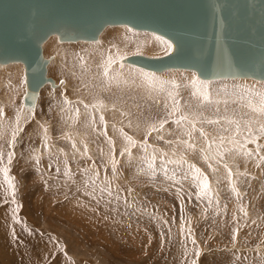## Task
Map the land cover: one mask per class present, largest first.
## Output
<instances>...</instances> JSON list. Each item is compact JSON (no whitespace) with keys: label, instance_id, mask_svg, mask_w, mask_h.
I'll return each instance as SVG.
<instances>
[{"label":"rangeland","instance_id":"1","mask_svg":"<svg viewBox=\"0 0 264 264\" xmlns=\"http://www.w3.org/2000/svg\"><path fill=\"white\" fill-rule=\"evenodd\" d=\"M117 25H107L101 33L121 28L124 36L136 42L154 44L151 48L128 46L122 50L128 56L159 57L173 50L172 42L159 34L171 49L150 35L154 32ZM63 32L52 33L40 43L46 77L58 84L56 95L41 93L42 88L53 86L46 81L38 89L39 99L32 102L26 96L24 77L26 80L19 82L20 96L9 105L0 104V113L8 115L0 131V264H264V134L257 127L264 124V116L255 112L256 120L249 118V110L239 103L243 98L258 107L264 79L215 78L204 82L196 71L190 76L184 70L150 73L131 67L126 69L130 82H112L102 77L101 66L94 73L90 72L93 67L85 70L80 66L79 56L87 51L86 44L73 41L68 66L59 64L56 44L62 41ZM20 62L26 76L24 62ZM5 63L0 62V77ZM113 72L118 70L111 69ZM141 75L144 78H135ZM192 78L200 82L206 100L194 87L171 81ZM67 80L71 83L60 88ZM8 90L7 85L0 87V92ZM219 95L228 96L227 101ZM100 100L126 107L138 123L123 119L121 126L109 114L108 120L103 119L100 109L93 107L102 103ZM174 101L178 102L176 110ZM74 115L81 118L72 121ZM181 117L187 119L176 123ZM230 120L240 122L239 132ZM50 122L53 136L40 137L42 127ZM73 130L82 138L80 148L86 152L85 139L93 154L57 151H67L72 143L65 133ZM86 134L88 137H83ZM221 136L225 137L223 144ZM46 141L52 150L33 154ZM185 141L194 147L189 148ZM167 152L182 154V160L199 173L185 164L169 163ZM203 180L209 185L206 190L201 187ZM197 249L199 256L195 255ZM99 255L106 259L99 262Z\"/></svg>","mask_w":264,"mask_h":264},{"label":"water","instance_id":"2","mask_svg":"<svg viewBox=\"0 0 264 264\" xmlns=\"http://www.w3.org/2000/svg\"><path fill=\"white\" fill-rule=\"evenodd\" d=\"M117 24L173 43L159 57L126 58L147 69L264 79V0H0V61L25 63L26 96L35 99L38 87L51 81L40 46L48 35L64 30L62 39L90 40ZM217 52L224 58L213 64Z\"/></svg>","mask_w":264,"mask_h":264},{"label":"bare ground","instance_id":"3","mask_svg":"<svg viewBox=\"0 0 264 264\" xmlns=\"http://www.w3.org/2000/svg\"><path fill=\"white\" fill-rule=\"evenodd\" d=\"M107 26V25H106ZM117 26H120V27H124L125 25H121V24H119V25H117ZM109 27V26H108ZM112 27V26H111ZM103 28H106L105 26L103 27ZM102 28V29H103ZM132 28V27H131ZM134 29V28H133ZM135 30H139V29H135ZM102 31V30H101ZM101 31L98 33V35H97V37L96 38H94V39H90V40H85V39H80V38H77V39H65V42H63V40L64 39H62V41H60V40H58V43L56 44V46H59V48H58V50L56 51V53H55V57H56V59H57V61L59 62V64L62 66V67H67L68 65H67V63H68V58H69V55H70V52H71V48H75V47H71V45H74L73 43H76L77 42V45H78V43L80 44V43H82V44H86V49H87V51H85L84 53H83V55H81V56H79L80 57V61H81V64H80V66L82 67V68H85V70L87 69L88 70V68H90V67H93V68H90V69H94L93 71H90L91 73H94L95 72V70L97 69V71H98V66H101V70H102V74H103V76L102 77H104V79L106 80V79H108V78H110V79H112V82H114L115 80H118V81H121V83H124V82H130L129 81V79H131V78H129L130 77V74H129V72L126 70V69H128V68H130V69H132L131 67H134V68H136L138 71L140 70V69H144V70H146V72L149 70L150 71V73H153V72H151V71H154V70H150V69H147V68H145V67H142V66H140V65H137V64H135V63H131V62H129V61H127L126 60V58L127 57H129L128 56V54L126 53L125 54V52H122V50H126V49H124V48H126V47H128V46H130V47H134V45H139V44H141V46L142 47H144V48H151V47H153V42L152 43H148V41H146V42H142L141 41V43H139L138 41L136 42V41H134V40H132L131 38H129V37H126V36H124L123 34H122V32H120V31H123V29L121 30V28H119V30H115V31H112V30H108L107 32H105V29H104V31H103V33H101ZM152 32V31H151ZM150 32V33H151ZM155 33V32H154ZM152 33V34H150V35H152L153 37H154V39L155 40H157V41H162L163 40V38L161 37V36H159V35H157V33ZM49 36V35H48ZM47 36V37H48ZM52 36H53V34H52ZM46 37V38H47ZM50 40H52V39H50ZM169 40V39H168ZM73 41H76V42H73ZM53 42V41H52ZM45 45H46V43H44ZM49 44H51V43H49ZM173 44V43H172ZM47 46V45H46ZM81 46V45H80ZM79 46V47H80ZM83 46V45H82ZM85 46V45H84ZM84 46H83V48H84ZM173 47H174V45H173ZM77 48V47H76ZM74 51H75V49H73ZM78 50V49H77ZM90 50H92V51H94V53L93 52H89ZM119 50H121L120 51V53H117V51H119ZM148 50V49H147ZM74 53H76V52H74ZM79 53V52H78ZM92 53V54H91ZM102 53V54H101ZM101 54V55H100ZM41 55H42V49H41ZM79 55V54H78ZM78 55H77V57H78ZM98 55V56H97ZM100 55V56H99ZM135 55V54H134ZM75 56V55H74ZM73 56V57H74ZM144 56V55H143ZM215 61H213V64H217V63H219L223 58H224V53H222V52H217L215 55ZM43 57V56H42ZM145 57H148V56H145ZM75 58V57H74ZM109 58H111L112 60H113V63H111L110 65L108 64V60H109ZM79 59V58H78ZM71 59H69V61H70ZM214 60V59H213ZM10 61V62H9ZM55 61V60H54ZM79 61V60H78ZM1 63H5V62H2V61H0ZM12 62V63H11ZM15 62V60H8V63H5L4 64V66H5V68H3V70L1 71L3 74L1 75V77H0V87L2 86V85H7V87H8V91H1L0 92V104H4V105H9V104H11L12 102H13V99H16V96H20V92H19V90H21V88L19 87V82H20V79L23 81V80H26V76H24V72H23V65H22V63L20 62V61H18L19 63H21V64H19V63H14ZM56 62V61H55ZM14 63V64H13ZM71 63V62H70ZM84 64H85V66H87V67H85L84 66ZM135 64V65H134ZM1 65V64H0ZM24 65H25V63H24ZM73 65V64H72ZM2 66V65H1ZM80 68V67H79ZM107 68V75H105V69ZM68 69V68H67ZM111 69L112 70H118V72H113V73H110L111 72ZM169 69H175V70H184V71H186V73H187V75H192V73H193V71H195L194 69H186V68H169ZM168 70V69H167ZM96 71V72H97ZM141 71V70H140ZM139 71V72H140ZM136 72V71H135ZM145 72V71H144ZM145 72V73H146ZM154 72H158V71H154ZM98 73V72H97ZM144 73V74H145ZM160 73V72H159ZM197 73V72H196ZM173 74H175V73H173ZM136 75V74H135ZM143 75V74H142ZM135 76V78L137 79H141V77L142 78H144L143 76ZM161 75V74H160ZM198 75V74H197ZM163 76V75H162ZM166 76V75H165ZM24 77H26V78H24ZM45 77H46V67H45ZM181 77V76H180ZM183 77V76H182ZM198 77H200V76H198ZM247 77H250V76H247ZM47 78V77H46ZM157 78V77H156ZM200 78H202L203 80L204 79H217V78H219V79H227V78H234V79H245V76H237V77H214V78H203V77H200ZM254 78V77H253ZM252 78V79H253ZM152 79V78H151ZM166 79H168V78H166ZM194 79V80H193ZM257 79V78H256ZM133 80H134V78H133ZM143 80V79H142ZM156 80V79H155ZM163 80V79H162ZM169 80V79H168ZM199 80V79H198ZM231 80V79H230ZM258 80H262V79H258ZM158 81V80H157ZM172 81V83H174V85H176V84H181V83H185L186 85H188V86H192V87H194L193 86V83L195 82V78H192V79H188V80H179V79H172L171 80ZM199 81H201V80H199ZM207 81V80H206ZM205 80H204V82H206ZM226 81H229V80H226ZM46 81H44L42 84H44ZM51 85H53V86H51V87H47L46 86V88H42V90H44V92H41V93H45V94H47V95H50V96H52V95H56V93L58 92V90L56 89V87H58V84H55L54 83V81L51 79ZM63 83H64V81H62ZM141 82V81H140ZM160 82H161V80H160ZM5 83V84H4ZM27 83V82H26ZM62 83V85H60V88H62V89H65V87L68 85V83H71V81L70 80H67V82L65 81V84H63ZM110 83V82H109ZM116 83H118V82H116ZM120 83V82H119ZM235 83V82H234ZM41 84V85H42ZM115 84V83H114ZM198 84H200V82H195V85H197L196 87H194L198 92H199V95L200 94H202V97H203V93L202 92H204L199 86H198ZM41 85L39 86V87H41ZM88 85V84H87ZM110 85H111V83H110ZM205 85V84H204ZM242 85V84H241ZM27 86V85H26ZM92 86V85H91ZM105 86V85H104ZM107 86V85H106ZM180 86V85H179ZM201 86V85H200ZM207 85H205V87H206ZM248 86V85H247ZM39 87H38V89H39ZM89 87V86H88ZM38 89H37V91H36V97H35V99H31L32 100V102H36L37 101V97H38V95L40 94L39 92H38ZM68 89V88H67ZM152 89V88H151ZM159 89V88H158ZM81 90V89H80ZM154 90V89H153ZM193 90V89H192ZM261 90V89H260ZM69 91V90H68ZM97 91V90H96ZM157 92V91H156ZM190 92V91H189ZM195 92V91H194ZM24 93V92H23ZM60 93V92H59ZM198 94V93H197ZM66 96H68V95H66ZM220 96V95H219ZM42 97V96H41ZM55 97V96H54ZM145 97V96H144ZM227 97L228 96H220L219 98H222V101L223 102H225V101H227ZM232 97H234V98H236L235 96H231V99H232ZM57 98V97H56ZM66 99H67V97H65ZM81 98V97H80ZM240 98V97H239ZM38 99H39V97H38ZM62 99V98H61ZM230 99V100H231ZM29 100H30V98H29ZM28 100V101H29ZM121 100V99H120ZM228 100H229V98H228ZM237 100H239V99H237ZM17 101H18V98H17ZM68 101V100H67ZM101 101V100H100ZM236 101V100H235ZM39 102V101H38ZM37 102V103H38ZM60 102V101H59ZM83 102V101H82ZM102 102V101H101ZM49 103V102H48ZM91 103L92 102H89L88 104H90L91 105ZM239 103L242 105V106H246V108L249 110V113H248V117L250 118H252L253 120H256V118H257V115H256V113L255 112H252V109L250 108V107H248V103L242 98L241 99V101L239 100ZM30 104H31V102H30ZM78 104V103H77ZM86 104V103H85ZM88 104H86V105H88ZM89 105V106H90ZM117 105V104H116ZM252 105L253 106H255V104H253L252 103ZM33 106V105H32ZM45 106H46V104H45ZM25 107V106H24ZM72 107V106H71ZM80 107H82V106H80ZM86 107H88V106H86ZM93 107H98V109H100V112H101V115H103V116H101L102 118L104 117V118H106L107 117V115L109 114L110 116H115L116 118H117V121H120V124L119 125H121V124H123V122H121L123 119L125 120V119H129V121H131V122H133V123H138V120L136 119V117L134 116V115H131L130 114V112H129V109H127L126 107H123V106H121L120 104H118L117 106H114L112 103H110L109 101H103L102 103H97V104H95V105H93ZM26 108V107H25ZM47 108V107H46ZM29 109H30V107H29ZM90 109V108H89ZM1 110H3V107L1 106ZM14 110V109H13ZM18 111V110H17ZM22 111V110H21ZM91 111V110H90ZM24 112V111H23ZM27 112V111H26ZM108 112H110V113H108ZM14 113V112H13ZM83 113V112H82ZM92 113V112H91ZM20 114H21V112H20ZM23 114H25V112L23 113ZM32 114V113H31ZM35 114V113H34ZM58 114V113H57ZM96 114V113H95ZM180 114V113H179ZM68 115H69V113H68ZM87 115V114H86ZM86 115H85V118H86ZM89 115H90V112H89ZM96 115H98V114H96ZM6 116H8V115H6ZM6 116H5V113H0V126L2 125V127H0V131L3 129V126H4V123H5V118H6ZM25 116V115H24ZM24 116L22 117V118H24ZM78 116H79V118H78ZM78 116H76V115H74V116H72V118H73V120L72 121H74L76 118V121L78 120V119H80L81 117V115H78ZM226 116H232V115H226ZM235 116V115H234ZM34 117V116H33ZM94 117H96V116H94ZM93 118V117H92ZM103 118V119H104ZM112 118V117H111ZM223 118V117H222ZM236 118H237V116H236ZM235 118V119H236ZM45 119H47V118H45ZM88 119V118H87ZM107 119V118H106ZM105 119V120H106ZM190 119V118H189ZM234 119V118H233ZM20 120V119H19ZM22 120V119H21ZM20 120V121H21ZM37 121H39L38 119H36ZM95 120H97V117H96V119ZM108 120V119H107ZM116 120V119H115ZM185 120V119H184ZM227 120V119H226ZM229 120V119H228ZM18 121V120H17ZM71 121V122H72ZM75 121V122H76ZM84 121V120H83ZM92 121V120H91ZM94 121V120H93ZM224 121V120H223ZM22 122H24L23 120H22ZM111 122V121H110ZM109 122V123H110ZM39 123L40 124H42V122H40L39 121ZM51 123V122H50ZM73 123V122H72ZM77 123V122H76ZM79 123V122H78ZM113 123V122H112ZM128 124H129V122H127ZM191 123V122H190ZM25 124V123H24ZM63 124V123H62ZM111 124V123H110ZM114 124H117L116 122L114 123ZM113 124V125H114ZM192 124V123H191ZM195 124H196V122H195ZM221 124V123H220ZM239 124H240V122H239ZM247 124V123H246ZM37 125V124H36ZM52 125V123L50 124V126H47V127H42V132H41V135H40V137H43V135L45 136V137H47L48 136V133L49 134H51L52 136H53V127L51 126ZM105 125V124H104ZM139 125V124H138ZM193 125V124H192ZM245 125V124H244ZM22 126V125H21ZM115 126V125H114ZM122 126V125H121ZM131 126V125H130ZM133 126H134V124H133ZM132 126V127H133ZM193 126H195V125H193ZM260 126L261 125H257V127H259L260 128ZM17 127H19V126H17ZM109 127V126H108ZM120 127V126H119ZM118 127V128H119ZM128 127V126H127ZM131 127V129H133ZM137 127V126H136ZM135 127V128H136ZM139 127V126H138ZM246 127V126H245ZM244 127V128H245ZM169 128V127H168ZM240 128H242V126L240 127ZM243 128V129H244ZM250 128H252V127H250ZM110 129V127L107 129V130H109ZM112 129V128H111ZM119 130V129H118ZM165 130H167V129H165ZM259 130V129H258ZM3 131V130H2ZM19 131V130H18ZM17 131V132H18ZM136 131V130H135ZM168 131V130H167ZM242 131V130H241ZM64 132V131H63ZM122 131L120 130V133H121ZM243 132V131H242ZM91 133V132H90ZM99 133V132H98ZM109 133V132H108ZM112 133L113 134H118L117 133V131L116 130H112ZM123 133V132H122ZM40 134V133H39ZM66 134V136H67V138H70V140L69 141H71V145H70V147L69 148H67V151H65L64 149L63 150H57L58 152H61V153H63V154H65V152H68V153H70L71 155H73V154H78V156L79 155H81V156H83V154H84V156H85V154L86 155H89V154H93L92 153V148H90L89 147V144H86L85 143V139H84V141H83V143H84V146H85V148H87V150H86V152H84L83 151V149H81L82 147L81 146H79V140H81L82 138H81V136L79 135V133L77 132V131H75V130H73V132H71V133H65ZM62 135H63V133H62ZM90 135V134H89ZM121 135V134H120ZM59 136V135H58ZM83 136V135H82ZM117 136V135H116ZM130 136V135H129ZM62 137H64V135L62 136ZM83 137H88L87 136V134L85 135V136H83ZM195 138V137H194ZM234 139V138H233ZM199 140V139H198ZM44 141V140H43ZM195 141V140H194ZM215 141V140H214ZM219 141V140H218ZM48 144H50L49 143V141H46V143L44 142L43 144H41L40 145V147L38 148V147H36V149H34V152H33V154H35V153H38V154H41V153H46L45 151H47L48 150ZM81 144V143H80ZM201 144V143H200ZM44 145H46L47 147H46V149H43V147H44ZM51 145V144H50ZM207 145V144H206ZM93 146V145H92ZM81 147V148H80ZM206 147V146H205ZM52 148L53 147H51V148H49L50 150H52ZM84 148V149H85ZM207 148V147H206ZM55 150V149H54ZM56 151V150H55ZM152 152V151H151ZM210 151L208 150V153H209ZM43 153V154H44ZM154 153V152H153ZM130 154H133L134 156H136L135 155V153H130ZM130 154H128L127 156L128 157H130L131 158V155ZM137 154V153H136ZM210 154V153H209ZM212 154V153H211ZM132 155V156H133ZM154 155V154H153ZM167 155H168V160H167ZM208 155V154H207ZM64 156H66V155H64ZM122 156V155H121ZM126 156V157H127ZM155 156V155H154ZM165 158H166V160L169 162V160H177L180 164H185V165H187V166H189V165H191V164H186L185 162H184V160H182V157H183V155L181 154H179V155H174V156H172V153H170V152H167L166 154H165ZM72 157V156H71ZM137 157H139V155H137ZM140 157H146L145 155H141ZM73 158V157H72ZM133 158V157H132ZM152 158H155V157H152ZM163 158V157H162ZM194 158V157H193ZM198 158V157H197ZM206 158V157H205ZM215 158V157H214ZM218 158V157H217ZM134 159V158H133ZM158 159V158H157ZM179 159H180V161H179ZM182 160V161H181ZM84 161V160H83ZM190 161V160H189ZM188 160H187V162H189ZM70 162V161H69ZM113 162V161H112ZM111 162V163H112ZM167 162V163H168ZM91 163V162H90ZM113 164V163H112ZM177 164V163H176ZM222 164V163H221ZM116 165V164H115ZM169 165V164H168ZM178 165V164H177ZM197 165V164H196ZM173 166V165H172ZM215 167V166H214ZM258 169V168H257ZM93 172V171H92ZM101 171H99V173H100ZM223 172V171H222ZM112 173V172H111ZM254 173V172H253ZM93 174H95V173H93ZM103 174V173H102ZM241 174V173H240ZM248 174V173H247ZM100 175V174H99ZM237 175V174H236ZM239 175V174H238ZM254 175V174H253ZM259 175V174H258ZM103 176V175H102ZM216 176V175H215ZM242 176H244V175H242ZM239 178V177H238ZM243 179V178H242ZM117 180V179H116ZM210 180V179H209ZM218 180V179H217ZM239 180V179H238ZM118 181V180H117ZM234 181H235V178H234ZM233 181V182H234ZM245 181V180H244ZM115 182V181H114ZM120 182V181H119ZM210 182V181H209ZM242 182V181H241ZM117 184V183H116ZM240 185V184H239ZM209 186V185H208ZM231 186V185H230ZM216 189V188H215ZM214 188H212L211 190H215ZM241 190V189H240ZM218 191V190H217ZM241 192V191H240ZM240 192H238V195H239V193ZM253 192V191H252ZM237 193V192H236ZM249 193V192H248ZM241 195V194H240ZM252 196V195H251ZM248 197V196H247ZM240 198V197H239ZM130 203V202H129ZM258 205V204H257ZM242 207V206H241ZM242 211V210H241ZM248 213H249V210H248ZM255 218V214H253L252 215V217H251V219L253 220ZM190 221H192V220H190ZM187 229H190V227H188ZM216 234V233H215ZM236 236V235H235ZM238 236V235H237ZM234 237V236H233ZM104 238V237H103ZM238 241H239V238H236ZM234 240H235V238H234ZM236 240V241H237ZM237 241V242H238ZM236 242V243H237ZM134 243V242H133ZM137 244V243H136ZM256 245V244H255ZM259 246V245H258ZM262 246V245H261ZM138 247V246H137ZM226 248H228V247H226ZM259 249V248H258ZM257 249V250H258ZM203 251V250H202ZM242 251V250H241ZM251 251V250H250ZM253 251V250H252ZM259 251H260V249H259ZM258 252V251H257ZM262 252V254H263V252L264 251H261ZM231 253V252H230ZM236 253V252H235ZM78 253H76V256H78L77 255ZM237 254V253H236ZM86 255V254H85ZM231 255V254H230ZM258 256V255H257ZM94 259H96V258H94ZM97 259H99V262L100 261H104L105 259L102 257V256H100L99 255V257L97 258ZM77 260V259H76ZM173 260V259H172ZM98 262V263H99ZM250 264H252V263H250Z\"/></svg>","mask_w":264,"mask_h":264},{"label":"snow or ice","instance_id":"4","mask_svg":"<svg viewBox=\"0 0 264 264\" xmlns=\"http://www.w3.org/2000/svg\"><path fill=\"white\" fill-rule=\"evenodd\" d=\"M162 42L167 46L168 49H171V44H168L167 41H162ZM111 63H113V60H112L111 58H109V60H108V64L110 65ZM107 74H108V73H107V68H106V69H105V75H107ZM193 86L195 87V82L193 83ZM203 98H204L205 100L207 99V94H206V93L203 94ZM177 104H178V102L174 101V110H176L175 105H177ZM248 107H250V108L252 109L253 112H258L260 115L264 116V92L259 93V104H258V107L253 106L252 103H251V101H249V103H248ZM184 119H187V118H186V117H181L180 120H177V121H175V122L179 124V123H181ZM208 123L212 124V123H216V121L209 120ZM229 123H232V124H235V125H236V128H235V131H236V132H239V131H240V124H239L238 121H231V120H230ZM160 127H163V122H161ZM193 130H195L194 126H193ZM248 131L250 132L251 129L249 128ZM259 131H260L262 134H264V124H261V126H260V128H259ZM200 134H201L202 136L204 135V132H203L202 129L200 130ZM125 139L128 141V143H129L130 145L135 146V142L132 140L131 137H127V136H126ZM219 139H220V143L223 144V142H224V140H225V137L221 136ZM251 141H252V142H255V138L252 137V138H251ZM229 142H230V143H236V141H235V140H232V139H230ZM184 143H185L189 148L194 147L193 145L188 144L187 141H185ZM241 147H242V145H241ZM125 151H129V150H128V149H125ZM8 156H9V160H11L12 153H9ZM262 159H264V157H262ZM169 163H178V161L169 160ZM189 168H191L194 172L199 173V170L196 169L194 165H189ZM3 171H4V172H7V169H3ZM229 175H230V173H229ZM6 179H7V177H6ZM8 183H9V187L11 188V187H12L11 181L9 180ZM201 187H202L203 189H205V190L208 188V184H207V181H206V180H203V181H202V183H201ZM102 191H104V190L102 189ZM193 243H195V241H193ZM195 255H196V256H199V255H200L199 249L196 250ZM192 264H195V261H193Z\"/></svg>","mask_w":264,"mask_h":264}]
</instances>
